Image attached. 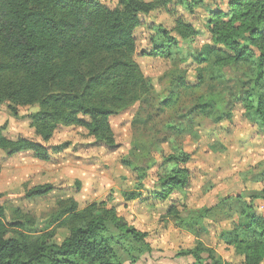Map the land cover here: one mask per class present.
I'll return each instance as SVG.
<instances>
[{"label": "trees", "instance_id": "16d2710c", "mask_svg": "<svg viewBox=\"0 0 264 264\" xmlns=\"http://www.w3.org/2000/svg\"><path fill=\"white\" fill-rule=\"evenodd\" d=\"M223 1L183 0L173 7L171 0H118L112 8L98 0H0V106L8 105L15 115L18 108H39L29 117L37 140H11L3 126L0 150L10 157L29 154L50 162L48 144L65 129H83L99 146L118 148L111 119L138 103H149L153 92L138 56L172 61L181 68L176 60L180 42L188 45L201 34L178 14L177 7L189 16L203 10L202 25L209 34V42L183 69L199 68L201 84L203 67L210 69L214 79L220 69L245 66L244 76L257 96L255 103L246 102L245 111L256 113L255 124L264 127V0H230L227 11L220 7ZM154 13L171 16L173 27L147 24L149 47L139 51L136 32L145 26L143 19ZM179 80L184 86L185 79ZM174 101L169 97L163 105L170 107ZM207 108H197L206 117H188V121L202 118L220 124L230 119H216ZM191 160L183 151L168 157L170 171L148 192V199L170 203L167 215L177 220L182 216L172 196L190 183L187 166ZM144 185L125 192L126 202L142 200ZM54 191L50 184L40 185L26 197L37 199ZM258 199L264 200V188L249 202H242L239 219L217 235L218 244L233 250L240 264H264V217L254 205ZM209 212L190 211L193 216L188 220L206 218ZM34 224L33 217L19 211L16 221L8 222L7 209L0 202V264H124L116 245L126 246L130 254L154 251L149 234L119 217L106 201L82 210L69 201L50 217L43 231L33 232ZM53 226L69 234L61 244L52 242ZM212 227L206 228L209 235ZM177 257L192 259L190 264H231L201 242L193 249L180 250Z\"/></svg>", "mask_w": 264, "mask_h": 264}, {"label": "rangeland", "instance_id": "374dc122", "mask_svg": "<svg viewBox=\"0 0 264 264\" xmlns=\"http://www.w3.org/2000/svg\"><path fill=\"white\" fill-rule=\"evenodd\" d=\"M179 1L183 0H171L172 6ZM104 2L112 8L116 6L112 0ZM176 9L201 34L193 43L180 44L176 60L182 63V69L172 61L138 56L153 92L149 107L146 100L111 119L118 148L99 146L83 129H65L48 144L50 162L36 160L29 154L10 157L0 150V202L7 209L8 222L16 221L17 211L28 214L34 219L32 231L36 233L45 229L63 203L74 201L82 210L106 201L117 209L119 217L147 232L154 249L151 254L139 250L130 254L126 246L116 245L115 251L124 264H169L180 250L192 244L187 229H182L193 216L190 211L212 206L218 198L242 192L240 185L254 173L264 175V127L255 124V117H259L256 113L245 111L246 102L255 103L257 99L244 76L246 67L220 69L216 73L219 77L214 79L210 69L203 67L199 84V68L184 70L183 67L209 42L207 29L202 25L206 14L198 10L194 16H189L180 7ZM222 10L227 11V8ZM143 20L145 26L136 32L139 51L149 47L151 33L147 24L173 27V18L163 13H154ZM180 77L186 81L184 86L178 83ZM169 97L176 99V103L166 107L163 102ZM204 105L208 106L207 113L212 117L230 119L214 124L208 119L195 118L190 123L188 117H206L197 109ZM38 111V107L18 108L15 115L8 105H1L0 127L6 126L4 134L11 140H37L29 117ZM183 149L193 154L189 165L192 176L188 186L172 196L178 201L175 205L182 216L177 220L167 215L170 203L148 199V192L157 188L159 180L170 171L171 165L166 159ZM143 182V199L126 202L124 193L137 191L139 183ZM255 182L257 186H252L255 189L264 183L261 178ZM46 184L55 187L51 195L37 199L26 197L32 188ZM209 188L211 191L206 192ZM255 195L246 194L247 202ZM51 229L56 231L54 243L61 244L69 235L56 226ZM130 244L127 242V246ZM221 252L226 258L220 255L224 261L240 264L238 257L231 260L227 253Z\"/></svg>", "mask_w": 264, "mask_h": 264}, {"label": "crops", "instance_id": "0c3cea01", "mask_svg": "<svg viewBox=\"0 0 264 264\" xmlns=\"http://www.w3.org/2000/svg\"><path fill=\"white\" fill-rule=\"evenodd\" d=\"M100 3L110 7L108 4H106L104 1L106 0H98ZM230 0H225L220 4L221 9L224 7L227 8L228 2ZM112 2L117 5L118 0H112ZM200 31V30H199ZM201 32V31H200ZM184 42H180L182 44ZM136 106V105H135ZM134 106V107H135ZM147 107H149V103L147 102ZM248 118V117H246ZM225 122V121H223ZM222 122V123H223ZM221 123V124H222ZM257 125V124H256ZM259 127V125H257ZM262 130V129H261ZM183 152L191 155L192 160H193V154L185 151L183 149ZM191 160V162H192ZM190 162V163H191ZM188 164L187 168L189 169L191 176H192V171L189 168ZM262 179V182H264V175H262L261 172L259 173H254L249 179L244 180L240 186L242 188V192H238L236 195H228L226 197L218 198L215 204L212 206H207V207H202L201 209L192 211L193 213H197L198 211L206 210L208 209L210 212L207 215L206 218L200 219V220H188L185 222V225L182 227V229H187V235L191 238L192 244H188L187 248H184V250H189L193 249L197 243L201 242L207 247L214 248L216 252L221 255L223 258L224 256L222 255V250L227 253V256L230 257V259L236 258L233 253L229 252L226 249V246L218 244L217 240V235L222 232V231H228L232 228V224L236 222L239 219L240 216V208L242 202H247L248 199L246 194H257L262 191L264 188V183L259 185V188L255 189L252 186H257V183L255 182L258 179ZM241 180V179H240ZM256 183V184H254ZM245 184V185H244ZM212 188V186H211ZM211 191V189H207L206 192ZM216 191V190H215ZM246 191H250V193H245ZM259 191V192H257ZM257 192V193H254ZM218 194V192H217ZM254 205L258 208L259 212L263 215L264 217V200L258 199L254 201ZM208 226H213L210 230L211 234L209 235L206 232V228ZM181 230V229H180ZM227 257V259H228ZM226 259V258H224ZM228 260V261H231ZM192 261L187 258L183 257H175L171 259V262L169 264H190Z\"/></svg>", "mask_w": 264, "mask_h": 264}]
</instances>
